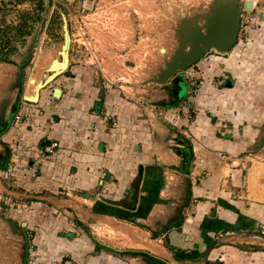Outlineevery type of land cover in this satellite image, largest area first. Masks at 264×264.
Returning a JSON list of instances; mask_svg holds the SVG:
<instances>
[{
	"label": "crops",
	"instance_id": "1",
	"mask_svg": "<svg viewBox=\"0 0 264 264\" xmlns=\"http://www.w3.org/2000/svg\"><path fill=\"white\" fill-rule=\"evenodd\" d=\"M258 13L264 21V12ZM241 31L238 44L229 53L215 52L216 58L229 65L240 55ZM64 75L56 86L62 90L60 98L53 97L56 87L51 94L41 93L33 120L16 123L14 117L1 138L11 150L6 168H0V191L9 201L10 221L28 235L36 226L34 241L44 264L63 251H95L98 256L102 244L93 241L87 228L98 220L146 231L159 243L162 259L136 254L166 264H264V182L250 184L247 178L244 184L242 179L245 172L249 178L262 174L253 171L256 155L243 157L261 125L252 130L231 117L224 121L215 111L191 110L188 88L176 107L156 108L143 96L128 100ZM232 82L221 91L244 95ZM30 107L21 102L19 112ZM231 107L224 102L223 108ZM46 141L59 143L50 159L42 155ZM174 179L181 180L177 188ZM179 209L184 210L182 225L154 236L153 226L174 219ZM59 227H64L60 235ZM127 254L134 253L119 255Z\"/></svg>",
	"mask_w": 264,
	"mask_h": 264
},
{
	"label": "rangeland",
	"instance_id": "2",
	"mask_svg": "<svg viewBox=\"0 0 264 264\" xmlns=\"http://www.w3.org/2000/svg\"><path fill=\"white\" fill-rule=\"evenodd\" d=\"M210 3L211 0H0V59L8 60L0 61V91L12 79V73L38 29L37 43L24 69V89L30 77L38 79L43 76L46 66L57 58L55 51L63 43L62 14H65L71 46L69 68L65 71L69 73L63 74L80 77L83 84L98 87L102 93L115 91L128 100H136L140 96L149 101L157 100L159 95L153 89L159 85L143 86L141 83L163 63L161 49L170 50L173 46L171 28L176 26L178 17L205 8ZM243 11L240 55L232 57L228 65L216 58L215 50L211 51L207 60L192 65L183 73L185 84L181 96L186 95L188 88L191 110L215 111L224 121H229L231 117L233 123H242L250 129L261 125L256 142L249 145L243 155L252 153L257 157L253 171L260 170L262 174L255 172L254 179L249 178L246 172L242 176L244 184L247 178L248 183L254 181L256 184V180L264 182V79H258L264 76V21L258 16L259 11L264 12V1L253 12H247L243 4ZM25 22L32 35L23 37L19 31ZM242 74L244 80L239 79ZM229 80L234 81V85L237 83L244 95L235 97L229 95L230 92L223 93L221 90L227 87ZM35 81L30 82L34 84ZM57 81L40 93L51 94L52 89L59 85ZM205 93L203 98L197 97ZM224 102H230L233 107L223 108ZM237 106L239 111H236ZM241 112L244 114L241 115ZM189 115L192 116V113ZM169 145H175V142ZM5 149H9L11 154L10 148L5 146L0 154L3 152L7 156ZM0 176V179L4 178ZM175 180H172L173 188L181 182ZM8 202L5 192L0 191V264H20L22 254L26 256L24 264H44L34 241L36 226L33 231L28 230L32 232L28 235L24 228L14 225L10 221L11 207ZM165 220L167 218L163 222ZM10 224L15 229L12 230ZM162 224L156 223L152 229L157 232ZM59 228L56 229L58 235L64 227ZM87 228L93 241L102 244L98 256L94 255L95 251H85V254L63 251L60 257L50 256V264H147L142 257L134 255L136 252H148L162 259L156 250L159 243L153 242L151 235L132 224L98 220L89 222ZM17 232H21L25 239L18 237ZM89 244L91 246V242ZM107 249L111 251L107 252ZM122 252L134 254L119 255Z\"/></svg>",
	"mask_w": 264,
	"mask_h": 264
},
{
	"label": "water",
	"instance_id": "3",
	"mask_svg": "<svg viewBox=\"0 0 264 264\" xmlns=\"http://www.w3.org/2000/svg\"><path fill=\"white\" fill-rule=\"evenodd\" d=\"M243 3V0H211L207 7L195 10L184 17H178L176 26L171 28L174 39L173 46L170 50L161 49V53L164 54L163 63L141 83L143 86L159 85L158 88L153 89L159 98L154 101L145 99L144 102L156 108L176 107L181 101L184 90L183 73L192 65L199 63L208 52L215 50L217 53L226 54L237 45L242 27ZM252 8L253 2L246 1L245 9L251 10ZM262 18L264 19V13ZM62 21L63 43L60 44V49L55 51L57 58L50 61L43 76L38 78L43 81L40 91L57 80L69 68L71 36L65 14H62ZM39 32L40 29L36 30L32 36L24 57L19 61L16 71L12 73V79L0 91V137L9 130L12 123L11 118L18 112L22 101L38 102L40 99L41 93H39L37 101L30 100L26 96L28 85L26 90L23 85L24 66L31 58ZM51 63H53L52 66ZM54 63L58 67L66 63V70L58 67H56L57 69L53 68ZM228 85L232 87L233 82L230 81ZM61 93V88L53 89L54 98H60ZM48 143L44 142L42 147L44 148ZM188 152L192 157V150L188 148ZM186 175H190V171H187ZM24 226H26L25 223ZM10 227L12 230L15 229L11 224ZM17 236L22 240L25 239L21 232H17ZM20 258V264H24L26 259L24 254Z\"/></svg>",
	"mask_w": 264,
	"mask_h": 264
},
{
	"label": "built area",
	"instance_id": "4",
	"mask_svg": "<svg viewBox=\"0 0 264 264\" xmlns=\"http://www.w3.org/2000/svg\"><path fill=\"white\" fill-rule=\"evenodd\" d=\"M248 0H243V4L245 5V2ZM253 2V8L251 9V11L247 10V12H253L258 8V4L261 2V0H250ZM25 102V101H24ZM27 104H29L30 110L28 112L25 113H20L18 112L15 115V122L16 123H23V122H31L33 120V114L35 113V102H25ZM59 148V143L56 141H51L49 142L45 147L44 150L42 152V155L44 158L50 159L52 158L56 153H57V149ZM38 170L37 168L34 169L33 171V176H36Z\"/></svg>",
	"mask_w": 264,
	"mask_h": 264
},
{
	"label": "trees",
	"instance_id": "5",
	"mask_svg": "<svg viewBox=\"0 0 264 264\" xmlns=\"http://www.w3.org/2000/svg\"><path fill=\"white\" fill-rule=\"evenodd\" d=\"M42 4H43V6H44V2L42 1L41 2ZM42 6V7H43ZM44 9V8H43ZM25 27V28H24ZM23 27V29H21L20 31H19V34L20 35H22L23 37L25 36V35H32V32L30 31V30H28V29H26V27H28V25H27V22H25V26ZM0 61L1 62H8V60L6 59V58H2V59H0ZM9 61H10V59H9ZM27 65V64H26ZM65 73H69V72H65ZM189 149H191V147L189 146ZM7 161V160H6ZM0 168H3V169H5L6 168V164H3V165H0ZM187 180V182H188V185H190V181L188 180V178L186 179ZM191 194V192H189V195ZM186 203H188V201H189V198H187L186 200ZM186 203H185V205H186ZM186 207V206H185ZM184 211V210H183ZM182 210H178V212H177V216L176 217H174V219H171V220H169V222H168V224L167 225H165V226H162L161 227V229H159L157 232H154V236H156L157 234H163L167 229H169V228H171V227H180L181 225H182V223H183V221H184V212H183ZM143 227H145V226H143ZM145 228H147V227H145ZM148 229V228H147Z\"/></svg>",
	"mask_w": 264,
	"mask_h": 264
},
{
	"label": "flooded vegetation",
	"instance_id": "6",
	"mask_svg": "<svg viewBox=\"0 0 264 264\" xmlns=\"http://www.w3.org/2000/svg\"><path fill=\"white\" fill-rule=\"evenodd\" d=\"M213 51V50H212ZM211 52V51H210ZM210 52H208L207 54H209ZM206 54V55H207ZM12 62V61H11ZM26 66H28V64L27 65H25L24 66V69L26 68ZM68 70V69H67ZM22 102H24V101H22ZM20 108V107H19ZM18 112H19V110H18ZM17 112V113H18ZM16 113V114H17ZM15 114V115H16ZM15 117V116H14ZM12 123H13V121H11ZM11 123V124H12ZM4 135V134H3ZM2 135V136H3ZM2 136L0 137V150L1 149H3V146H5V147H7L8 148V146L5 144V142H3L2 140H1V138H2ZM5 152H8V155L7 156H5V154H3V152H2V154H0V165H3V164H7L6 162L8 161V159L10 158V151H9V149H5L4 150ZM7 160V161H6ZM175 213V212H174ZM173 213V214H174ZM176 216H177V212H176V214H175ZM171 219H173L172 217L171 218H167V220H165V222H159L158 224H161V223H163L162 224V226H165V225H167L168 224V222H169V220H171ZM161 226V225H160ZM161 226V227H162ZM127 255H131V254H127ZM134 255H136V257H142L143 258V260H145L146 261V263L147 264H166V263H163V262H161V260H154V259H149V257H145V255H142V254H134ZM25 256V255H24ZM25 258H26V256H25ZM26 260V259H25Z\"/></svg>",
	"mask_w": 264,
	"mask_h": 264
},
{
	"label": "bare ground",
	"instance_id": "7",
	"mask_svg": "<svg viewBox=\"0 0 264 264\" xmlns=\"http://www.w3.org/2000/svg\"><path fill=\"white\" fill-rule=\"evenodd\" d=\"M166 49V48H165ZM167 52V51H166ZM166 54V53H165ZM60 62H62L61 60H59ZM53 63H51V66H52ZM56 68L58 66L55 65L54 63V66L53 68ZM58 68H61L62 70H66V63L63 64V65H59ZM57 69V68H56ZM31 80H36V82L34 84H32L30 81ZM33 82V81H32ZM43 84V81L41 80H38L36 78H33V77H30L29 81H28V88H27V93H26V96L30 99V100H33V101H37L39 99V93H40V88Z\"/></svg>",
	"mask_w": 264,
	"mask_h": 264
}]
</instances>
